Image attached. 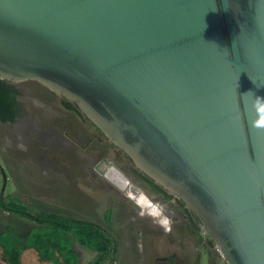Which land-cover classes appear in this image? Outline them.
<instances>
[{"label": "water", "instance_id": "water-1", "mask_svg": "<svg viewBox=\"0 0 264 264\" xmlns=\"http://www.w3.org/2000/svg\"><path fill=\"white\" fill-rule=\"evenodd\" d=\"M0 78L74 102L228 264H264V0H0Z\"/></svg>", "mask_w": 264, "mask_h": 264}, {"label": "rangeland", "instance_id": "rangeland-1", "mask_svg": "<svg viewBox=\"0 0 264 264\" xmlns=\"http://www.w3.org/2000/svg\"><path fill=\"white\" fill-rule=\"evenodd\" d=\"M7 83L15 90L16 114L12 121H0V186L8 182L6 190L10 189L12 178L23 188L42 192L40 200L43 196L46 201L51 198L68 216L89 218L100 223L103 232L107 229L110 249L115 243V252L101 255L81 250L86 261L82 264H228L183 202L173 194L164 199L167 193L154 184L138 183L142 179L129 159L96 138L90 126L63 105L56 93L32 79ZM103 158H107L104 165H114L163 205L165 215L172 220L171 231H165L149 216L140 215L127 188L100 170ZM13 198L5 197L8 205L42 214L40 209ZM2 201L1 198L0 205ZM108 207L113 217L106 221L110 214L104 211ZM67 241L68 245L70 240ZM80 248L78 240V264ZM73 253L67 254L70 264H76ZM167 257L173 260L169 262Z\"/></svg>", "mask_w": 264, "mask_h": 264}, {"label": "crops", "instance_id": "crops-1", "mask_svg": "<svg viewBox=\"0 0 264 264\" xmlns=\"http://www.w3.org/2000/svg\"><path fill=\"white\" fill-rule=\"evenodd\" d=\"M5 179L8 180L9 177L5 175ZM10 182L12 186L8 190H6L8 182H5V185H3V187L0 186V199H3V203L7 204L6 199H8L9 196L12 199H14L13 197H17L18 200L21 199V201H23L24 205H32L35 209H40V212L42 211V214H53L69 219L78 220L77 217H72L65 214L61 207H58L52 203L51 198L47 199L48 202L44 199V196L43 199L40 200L39 195L42 194V192H39L40 194H38L32 189L23 188L18 183L12 181V178L10 179ZM28 212L33 215V218L27 217L12 210L5 209L0 205V264H11L8 258L9 256L5 252L9 251L13 253L16 251L15 243L17 237L20 240L18 244L19 247H22L26 241L30 242L27 246L22 247L20 251L19 260L21 264L62 263L64 260V255L61 254L60 251H57L54 246L52 248L51 244L46 242L49 250L44 252L45 244L42 245L37 239L42 233L48 235V237H52V227H50L46 223H41L36 219V216H40L42 214H37V212L31 211ZM12 231L13 235H9L10 233L12 234ZM69 237L70 243L68 245V241L66 238H63L64 240H66V243H62L63 240L61 242V238L59 239L58 243H61L60 245L63 247V252L65 253V255L68 254L67 246L70 245L68 251L70 249L71 252H74L73 254H75L77 257L76 264H78V240L75 239L72 233ZM12 240L14 241L13 243L11 242ZM41 250L43 251V253L50 255V257L42 256ZM79 250V264L86 262L84 258L85 254L80 253L81 250L94 252V250L91 248L85 249L83 245Z\"/></svg>", "mask_w": 264, "mask_h": 264}, {"label": "trees", "instance_id": "trees-1", "mask_svg": "<svg viewBox=\"0 0 264 264\" xmlns=\"http://www.w3.org/2000/svg\"><path fill=\"white\" fill-rule=\"evenodd\" d=\"M8 81L5 79L0 78V104L2 105L0 107V120L1 121H12L15 117L16 112L12 110L11 108V100H12V94L15 91L10 85L7 83ZM62 103L67 106L74 108L77 113L82 115L84 118L87 119V117L80 111L78 106L69 100H67L64 97H61ZM147 177V175H146ZM149 178V177H148ZM150 179V178H149ZM152 180V179H151ZM163 191H165L167 194L166 196L172 195V193L168 192L166 189H164L162 186H159ZM178 198V197H177ZM179 199V198H178ZM181 202H183L181 199H179ZM1 206H3L5 209L12 210L14 212L21 213L22 215H25L27 217L33 218V215H31L25 208L19 207V206H13L8 205L6 203H2ZM187 210H190L186 208ZM191 211V210H190ZM36 219L41 223H46L50 227H52V237H48V235L40 234V237L37 238L38 241L43 245L45 244L44 252H46L48 249V246L46 245L48 242L51 244L52 248L53 246L57 251H60L61 254L64 255V260L60 264H70L69 258L67 254L63 252V247L58 243L60 238H66L69 240V236L72 233L75 239L79 240L82 245L91 248V249H98L100 250V254L108 253L110 250L112 253L115 252L116 247L112 246V249H110L109 242H111L110 237L107 235V233L103 232L99 226L95 223L83 221V220H74L69 219L63 216L53 215V214H43L40 216H36ZM211 241V240H210ZM20 240L16 239L15 247L16 251L11 253L9 251H6L5 253L9 256V261L11 264H21L19 260V255L22 247L27 246L30 242H25L22 247H19ZM105 244H108L105 247ZM67 246V252L71 253L70 249L68 251ZM41 249V247H40ZM42 251V250H41ZM75 255V254H73ZM42 256H48L46 253H43ZM76 256V255H75Z\"/></svg>", "mask_w": 264, "mask_h": 264}, {"label": "clouds", "instance_id": "clouds-1", "mask_svg": "<svg viewBox=\"0 0 264 264\" xmlns=\"http://www.w3.org/2000/svg\"><path fill=\"white\" fill-rule=\"evenodd\" d=\"M251 91L245 93L248 95ZM253 99L251 108L254 111L255 118L251 120V126L254 129L264 130V97L256 96L252 93ZM130 183V182H129ZM136 206L140 209V215H147L157 222L165 231H171L172 220L165 215L163 207L156 201L150 199L146 193L139 190V195L132 197Z\"/></svg>", "mask_w": 264, "mask_h": 264}, {"label": "flooded vegetation", "instance_id": "flooded-vegetation-1", "mask_svg": "<svg viewBox=\"0 0 264 264\" xmlns=\"http://www.w3.org/2000/svg\"><path fill=\"white\" fill-rule=\"evenodd\" d=\"M58 97L61 99V97L62 96H59L58 95ZM11 108H12V110H14L15 112H16V105H15V102H14V99H13V94H12V100H11ZM63 104V103H62ZM64 105V104H63ZM71 108V107H70ZM72 110H74V113L78 116V117H80V119H81V121H83V122H86L87 124H88V126H90V132L91 133H93L95 136H96V138H99L101 141H106V142H108V144H109V146H111L112 148H115V149H117V151H119V153L123 156V157H125V158H128L129 159V161L131 162V164L133 165V168L135 169V171L138 173V175L141 177V179L142 180H138V183L140 182H142V183H146V184H150L151 186L153 185L155 188H157V189H160V185L158 184V183H156L155 181H153V180H151V178L149 179L148 178V176L146 177V175L143 173V172H141L140 170H138L135 166H134V164H133V162H132V160L130 159V157L126 154V153H124L120 148H118V147H116V146H114V145H112L111 144V142L104 136V134L98 129V128H96L95 126H94V124L90 121V120H88V119H86V118H84L82 115H80L79 113H77L76 111H75V109L74 108H71ZM1 121V120H0ZM105 159V161H106V159L107 158H103V159H101L102 161H100L99 162V165H101V164H104V162H103V160ZM99 165H98V167H99ZM108 165H110V164H108ZM111 166H114V165H111ZM115 167V166H114ZM100 168V167H99ZM119 170V169H118ZM120 171V170H119ZM121 172V171H120ZM125 176V175H124ZM108 177V176H107ZM126 177V176H125ZM109 178V177H108ZM134 185H136L137 187H138V185L136 184L137 182H132ZM140 188V187H139ZM142 189V188H141ZM154 188H152V190H153ZM150 196V195H149ZM152 196V195H151ZM164 199L165 198H167V196H166V194L165 195H163L162 196ZM177 198V197H176ZM187 208V207H186ZM106 211H109V214H110V216H109V218H108V220H106V218L104 217V213L106 212ZM190 211V210H189ZM192 212V211H191ZM104 213H103V218L106 220V221H109L112 217H113V210L110 208V207H108V208H106L105 209V211H104ZM79 220H83V221H88V222H92V223H95V224H97L98 226H100L101 228L103 227L102 225H100V223H98V222H96V221H93V220H91V219H89V218H87V219H79ZM105 232L108 234V230L107 229H105ZM211 239V238H210ZM114 246L116 247V245H115V243H114ZM94 250V252H96V253H99L100 252V250H98V249H93ZM163 257H161V259H162ZM167 261H172L173 259H172V257H170V258H168L167 257ZM162 260H166V257H164Z\"/></svg>", "mask_w": 264, "mask_h": 264}, {"label": "bare ground", "instance_id": "bare-ground-1", "mask_svg": "<svg viewBox=\"0 0 264 264\" xmlns=\"http://www.w3.org/2000/svg\"><path fill=\"white\" fill-rule=\"evenodd\" d=\"M100 170L102 172H104L105 175L108 176L112 181L117 183L120 187L127 188V195L130 196L131 198L134 197V196H138L139 195V190H142L144 193H146L143 189H141V188L137 187L136 185H134L116 167L108 165V164H105V165L103 164L101 166ZM147 196L150 199L154 200L148 194H147ZM154 201L158 202L157 200H154ZM158 203L163 207V205L160 202H158ZM163 210H164V207H163Z\"/></svg>", "mask_w": 264, "mask_h": 264}]
</instances>
